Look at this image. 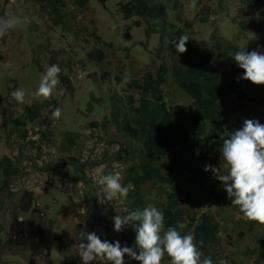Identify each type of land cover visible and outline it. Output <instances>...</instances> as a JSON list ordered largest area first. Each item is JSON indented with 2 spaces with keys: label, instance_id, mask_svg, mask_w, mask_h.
<instances>
[{
  "label": "rangeland",
  "instance_id": "obj_1",
  "mask_svg": "<svg viewBox=\"0 0 264 264\" xmlns=\"http://www.w3.org/2000/svg\"><path fill=\"white\" fill-rule=\"evenodd\" d=\"M128 1L88 0L89 9L79 12L72 0H0V15H23L31 21L0 41V161L10 169L4 176L0 168V184L7 178L9 183L7 194L0 193V264H82L78 243L87 241L72 236L80 231L119 241L138 254L134 225L114 230L113 218L132 209L131 190L126 199L101 203L104 193L98 180L119 171L121 183L131 185L143 155L134 130L125 133L123 125L134 118V108L144 99L141 93L154 90L164 91L165 102L185 127L175 139V149L151 168V180L141 188L140 209L151 204L163 211L167 228V198L177 193L186 224L182 234L193 233L202 217L216 225L217 239L209 251L214 264L221 259L253 264L260 253L264 225L244 218L214 173L205 171L206 166L223 165L222 146L213 145L208 133L219 117L199 122L190 99L171 83L142 88L128 83L119 91L114 86L120 83L116 78L122 64L123 76L129 74L130 80L159 68L153 52L157 36L145 41L143 19L125 21L117 12L118 5ZM161 2L177 28L171 41L186 35L187 50L195 42L199 53L210 52L208 41L212 46L221 42L216 62L221 86L213 93L229 105V124L240 118L264 124V106L247 102L264 101V88L242 79L243 70L232 57L244 49L264 54V36L251 30L253 24L264 26L263 7L254 16L233 0H196L195 9L191 0ZM244 25L250 29L243 31ZM98 38L113 48L98 44ZM129 47L125 59L123 48ZM181 56L172 43L164 52L169 68ZM51 64L61 67V83L49 99H37L32 93ZM17 88L26 92L22 104L11 96ZM26 107L31 110L25 126L15 127L11 121L25 118ZM55 108L62 110L59 119L52 117ZM102 123L104 128L94 126ZM197 125L205 126L203 133ZM60 163L83 166V173L70 165L56 169ZM78 183L84 187L77 189ZM124 264L140 262L125 255ZM162 264H170L167 255Z\"/></svg>",
  "mask_w": 264,
  "mask_h": 264
},
{
  "label": "trees",
  "instance_id": "obj_2",
  "mask_svg": "<svg viewBox=\"0 0 264 264\" xmlns=\"http://www.w3.org/2000/svg\"><path fill=\"white\" fill-rule=\"evenodd\" d=\"M245 6L251 15L258 16L260 7L264 9L263 0H233ZM73 6L79 12H86L89 9L88 0H72ZM178 7V2H174L173 10ZM117 12L125 21L134 19H143V35L145 41H149L152 36H157V44L153 48L155 58L159 63L156 72H145L140 78L132 79L129 83L133 86L142 88L144 86H166L173 84L182 94L187 96L196 110L199 112V122L210 121L212 117H219L218 121L211 122L209 125V137L213 145L222 146L223 140L229 137V133L240 129L243 126V119H237L234 124H229L230 109L229 105L221 101L219 93L213 91L221 86V78L217 67V59L222 51L221 42H216L205 51L199 53L197 44L191 43L190 48L181 56L178 62L168 67L164 57V52L170 44L176 26L169 22L168 14L161 0H129L126 3L118 5ZM138 25V22H135ZM243 31H247L249 26L244 25ZM255 35H264V26L253 24L251 27ZM97 43L112 49L113 45L98 38ZM132 47L123 48L125 59ZM174 56V50H171ZM124 65H121V72L116 78L120 82L123 77ZM264 88V85H256ZM240 93V91H237ZM144 98L140 100L133 110L134 118L131 122H125L123 131L129 133L134 130L141 147L143 159L141 165L131 177L132 190L130 192L131 211L140 209L142 204L141 188L151 180L149 175L151 168L156 165L160 159L168 156L175 149V139L181 134L185 125L178 122L170 108L165 102V93L163 90H154L141 93ZM243 100V98H241ZM256 106H264L263 100H255ZM31 107L24 110L25 118L14 119L11 121L15 127H23L26 123V117L30 114ZM96 127L104 124H94ZM197 131L203 133L205 126H195ZM70 165L76 173H83V166L60 163L56 169H64ZM0 168L3 169L4 176L10 174V169L0 161ZM9 190L8 178L0 184V193L5 195ZM166 210L169 213L168 227L175 226L177 222L185 224V217L182 208L179 206L177 193L168 195ZM193 234L196 239L198 249L206 257L210 256L211 242L217 239V227L208 218L202 217L200 222L194 228ZM212 258V257H211ZM253 264H264V241L262 242L260 253Z\"/></svg>",
  "mask_w": 264,
  "mask_h": 264
},
{
  "label": "clouds",
  "instance_id": "obj_3",
  "mask_svg": "<svg viewBox=\"0 0 264 264\" xmlns=\"http://www.w3.org/2000/svg\"><path fill=\"white\" fill-rule=\"evenodd\" d=\"M196 0H191L190 7L195 9ZM212 19H216L215 16ZM31 21L23 15H0V41L10 31L29 24ZM189 38L181 35L179 41H168L174 44L176 51L183 54L187 51L186 43ZM212 46V42H207ZM236 64L243 70L242 79L250 81L254 85H264V54L258 50L247 52L245 49L236 51L232 56ZM62 69L58 64H51L41 76L38 88L32 95L39 99H49L54 89L61 83ZM130 81V75L125 73L117 90L124 88ZM11 96L18 103L25 102L26 92L23 88H17L11 92ZM61 108H55L52 112L54 119L61 117ZM221 152V164L219 168L206 166L205 171L211 170L216 179L224 186L227 196L231 199V205L237 207L244 218L249 221L264 225V124L255 119H244L243 126L229 133V137L223 140ZM222 168L225 170L222 171ZM122 175L119 171L103 175L98 180L102 186L104 196L101 203L112 201L119 197L126 199L132 186L121 183ZM78 183L76 188H83ZM81 214L86 209H80ZM114 230L120 232L126 225H134L135 245L133 248L121 247L119 241L115 243L101 240L95 233L80 231L72 234L74 239L80 242L79 256L82 264H91L98 261L100 264H124V256L128 255L140 264H162L167 255L170 264H214L211 257H203L198 249L193 233L182 234L186 224L177 222L175 226L165 227L163 211L149 204L141 209L128 212L126 215H116L114 218ZM219 264H227L221 259Z\"/></svg>",
  "mask_w": 264,
  "mask_h": 264
},
{
  "label": "crops",
  "instance_id": "obj_4",
  "mask_svg": "<svg viewBox=\"0 0 264 264\" xmlns=\"http://www.w3.org/2000/svg\"><path fill=\"white\" fill-rule=\"evenodd\" d=\"M258 36V35H257ZM261 36H264V35H261ZM242 119V118H241ZM244 120V119H243Z\"/></svg>",
  "mask_w": 264,
  "mask_h": 264
}]
</instances>
